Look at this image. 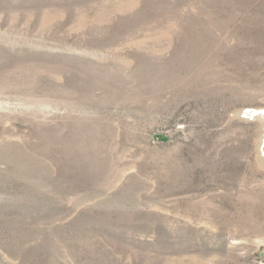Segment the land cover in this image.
Instances as JSON below:
<instances>
[{
	"label": "rangeland",
	"instance_id": "obj_1",
	"mask_svg": "<svg viewBox=\"0 0 264 264\" xmlns=\"http://www.w3.org/2000/svg\"><path fill=\"white\" fill-rule=\"evenodd\" d=\"M0 264H264V0H0Z\"/></svg>",
	"mask_w": 264,
	"mask_h": 264
}]
</instances>
